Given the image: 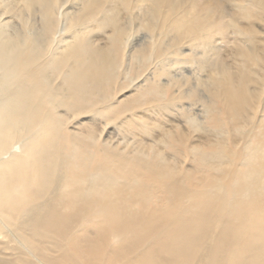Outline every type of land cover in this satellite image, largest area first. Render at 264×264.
Instances as JSON below:
<instances>
[{"label":"bare ground","instance_id":"obj_1","mask_svg":"<svg viewBox=\"0 0 264 264\" xmlns=\"http://www.w3.org/2000/svg\"><path fill=\"white\" fill-rule=\"evenodd\" d=\"M21 1L28 10L37 7L42 28L11 33L0 21V264H264V122L249 121L238 140L222 127L208 129L224 155L210 163L199 158L188 170L157 153L151 159L67 133L56 108L100 112L130 29L118 25L117 3L103 13V0H78L79 8L62 19V0ZM146 1L144 26L155 38L134 52L137 60L157 58L165 42L175 45L167 37L171 28L196 38L211 25V13L203 11L209 0ZM232 1L247 23L255 16L263 21L256 12L264 11V0ZM89 20L112 26L106 49L80 36ZM52 24L70 40H54ZM251 25L245 31L256 34ZM259 60L264 53L252 47L235 73L215 67L206 117L216 98L235 119L247 94L258 98L246 72Z\"/></svg>","mask_w":264,"mask_h":264},{"label":"rangeland","instance_id":"obj_2","mask_svg":"<svg viewBox=\"0 0 264 264\" xmlns=\"http://www.w3.org/2000/svg\"><path fill=\"white\" fill-rule=\"evenodd\" d=\"M208 2L210 4L204 5L203 11L211 13L209 16L211 25L204 30H197L196 38L191 36L192 33L189 30L177 26L171 28L172 34L166 32L168 34L166 36L175 40L178 47L172 40L169 42L173 43L171 47L167 45L168 42H165L164 52H160L157 58L150 57L140 61L134 58V52L145 47L144 42L149 40L148 36L155 38L153 31L144 26L146 24L144 16L148 12L150 3L146 0H129L126 4L122 3V0H103V3L100 1L98 8L103 13L117 3L114 9L117 14V23L122 28L130 29L126 36L128 43L120 54L122 60L119 59L121 62L112 76L108 91L110 94L99 104L100 112L91 109L74 114L71 113L72 111L65 110L66 107L56 108L66 132L97 141L99 146L108 147L111 150L133 151L137 155L144 152L151 159H154L157 153L159 159L167 164L174 163L184 169L187 166L185 170H188L199 158L202 162L210 163L215 160V157L224 155L225 148H220L219 143L211 142L216 138L211 131H207L208 129L222 127L226 130L224 136L230 134V138L238 140L243 137L241 131L246 130L250 122L255 124L264 122V61L262 60H259L256 65L253 63V66L248 64L246 72L248 73V89L254 94L258 93V100L249 94H247L248 97L244 94L247 100L241 101L240 117L235 119L229 116V107H226V103H223L222 98L219 97L214 103L212 102L216 110L213 111L212 107L210 116H205L206 108L211 105L208 106V101L213 95L207 87V82L214 77L215 67L224 65L235 73V70L239 68L241 55L244 57L248 54L250 48L254 47L255 53L258 51L264 53V11L256 10L263 21L259 20L255 14V18L249 21L253 23L251 25L242 15L243 12L237 11L232 0H209ZM62 3L59 10L62 11L61 18L66 19V14L69 13L70 16L79 8L80 1L62 0ZM253 11L255 12V8ZM192 13L188 11L187 17ZM40 16L37 7L33 6L28 10L23 7L21 0H0V21L11 33L39 34L42 28ZM56 19L55 10L52 22L56 23ZM101 24L104 23L95 24L90 20L87 21L84 25L89 26L88 30L84 27L80 36L92 47L106 49L110 43L109 37L112 35L113 28L109 24ZM248 25L257 29V33L245 31ZM58 28V24L51 25V34L56 33L53 39L58 41L65 35L66 40L69 41L70 35L65 32L59 33ZM179 49L181 53H178ZM257 74L261 75V80L255 79L257 76L254 75ZM54 83L58 84V81ZM88 103L91 104V102ZM108 106L109 109H106ZM102 108L105 109L101 111ZM237 122V126L231 127V124ZM247 124L249 125L246 127ZM247 146L246 143L245 147ZM236 150L243 152L241 145ZM238 167L242 172V164ZM243 167H247L246 158L243 161ZM159 197L157 198L163 200L162 196Z\"/></svg>","mask_w":264,"mask_h":264}]
</instances>
